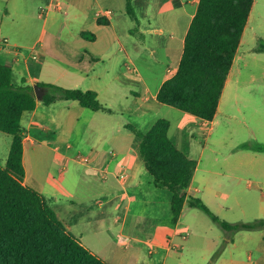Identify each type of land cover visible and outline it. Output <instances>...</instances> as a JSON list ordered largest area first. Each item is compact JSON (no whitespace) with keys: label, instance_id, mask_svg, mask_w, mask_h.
<instances>
[{"label":"crops","instance_id":"0c3cea01","mask_svg":"<svg viewBox=\"0 0 264 264\" xmlns=\"http://www.w3.org/2000/svg\"><path fill=\"white\" fill-rule=\"evenodd\" d=\"M10 1L0 0L6 3ZM113 1L79 0L80 3L73 5L71 13L67 10L63 22L60 12L65 10V6L59 0H49L46 11L43 10V17L42 14L39 18L24 14V17L34 23L33 37L31 35L29 38L30 45L22 44L25 41L22 39H13V43H10L7 38L0 37V63L12 68L14 85L34 87L46 83L69 89L94 90L98 92L101 103L111 110L110 113L94 111L82 107L78 101L67 100L46 105L43 99L37 98L36 109L25 112L21 121L24 131L25 184L46 197L48 204L72 233H76L80 222L78 219L69 220L73 209L82 205L90 212L91 208L97 207V215L102 216V219L94 226L95 233L108 232L115 239L119 235L132 236L140 243L139 248L144 246L150 256L163 254L162 264H168L169 260L174 263L185 252V240H189L190 229H183L181 226L182 217L189 207L185 206L179 222L174 223L171 194L155 186L141 155V139L129 129L133 125L126 124L120 129L130 130L137 141L132 138L135 136L116 134L112 139L119 140L120 144L115 155L108 153L104 156L91 148V153H95L89 163L77 159L79 155L89 156L84 153L89 147L80 142V150H77L74 142L64 135L66 130L69 133L77 130L81 141L90 126L102 131V124L110 117L126 112L154 116L153 123L147 129L149 131L161 119L154 111L167 106L175 111L173 120L162 117L170 123L169 138L188 158L196 160L185 147L186 140L193 141L196 130L201 129L202 124L207 126L206 133L212 135L222 111L226 90L233 83L241 81L245 55L240 52V48L248 34L258 0L254 1L213 121L202 120L158 101L163 84L178 72L186 37L200 0H143L146 10L144 17L137 10L138 0H134L137 14V20L134 21L137 28L135 33L129 29L128 38L140 39L142 44L155 43L151 47L154 52L161 49L164 54V60H139L147 64L148 73L145 74L138 60H113L119 37L111 9ZM58 5L62 10H59ZM16 10V7L0 9V29L8 19L16 21ZM108 11L112 15L107 16ZM68 22L76 26H69ZM78 26L79 29H73ZM83 32L94 34L96 39H85L82 37ZM3 39L7 40V46L1 44ZM75 42L80 45V49L74 50L76 60L69 61L70 63L50 53L55 44L74 47ZM16 49L21 50L23 55L17 56ZM26 50L30 52L27 54ZM123 90L126 91V102L121 108L117 106ZM103 96H106L107 101H102ZM50 134L53 136L49 138ZM6 139L3 146L6 151H0L1 166H6L13 141L12 137ZM45 141L50 144L48 147ZM40 144H45L47 149ZM262 144L240 143L231 154L221 153V159L217 158L215 161L217 163L210 160L204 169H201L203 155L200 156L196 160L197 168L187 190L188 196L201 197L208 204L213 198H217L224 202L221 204L224 207L228 199L225 191L229 180H232L231 184L238 193V208L256 200L260 209L259 218H264V153L256 151ZM181 145L184 147L180 148ZM207 148L206 143L204 150ZM48 151H52L55 157L53 163L46 168L44 156ZM71 163L84 167L83 178L89 185L95 184L94 179L98 177L102 179V183L94 186L90 194L84 191L80 195V182L84 179L81 177L80 181V174H77L79 170L77 167L71 169ZM58 167L60 170L57 174ZM123 173L126 174L124 180L120 178ZM245 182L252 196L244 194ZM79 234L83 238L81 226ZM218 249L217 245L208 249L196 248L197 253H200L196 264H264V230L238 232L233 242L228 243L214 259Z\"/></svg>","mask_w":264,"mask_h":264},{"label":"trees","instance_id":"16d2710c","mask_svg":"<svg viewBox=\"0 0 264 264\" xmlns=\"http://www.w3.org/2000/svg\"><path fill=\"white\" fill-rule=\"evenodd\" d=\"M254 1L200 0L178 72L163 84L158 94L160 103L202 120H214ZM126 11L137 20L134 0H126ZM82 37L96 39L90 32H83ZM257 51L264 52V40ZM38 85L47 90L43 98L46 105L58 100L78 101L82 107L111 112L94 90ZM37 103L34 87L14 85L12 68L0 63V131L13 138L6 166L0 165V264H111L68 230L41 192L25 184L21 121ZM169 128L164 118L145 133L129 126L141 139V155L155 186L171 194L173 222H179L187 205L219 224L231 238L217 250L214 259L238 232L264 230V218L231 223L221 219L201 198L188 196L196 165L171 141ZM256 151L264 153V144Z\"/></svg>","mask_w":264,"mask_h":264},{"label":"rangeland","instance_id":"374dc122","mask_svg":"<svg viewBox=\"0 0 264 264\" xmlns=\"http://www.w3.org/2000/svg\"><path fill=\"white\" fill-rule=\"evenodd\" d=\"M59 1L65 6V10L60 12L64 22L66 19L65 16H67V10L71 13L73 5L80 2L79 0ZM48 2L49 0H11L10 3L0 2L1 10L7 8L14 9V7L17 8V15H15L14 19L16 21L14 22L12 19H8L1 26L0 37L7 38L10 43H13V39H22L25 40L22 44L30 45L29 38L31 35L33 37L34 23L24 17V14L30 17L37 16L38 18L42 14L41 16L43 17ZM113 2V8L111 9L116 19V29L119 35L116 41V52L113 60H138L144 74L145 72L148 73L147 64L139 60H148L149 62L150 60H164L163 51L161 49H156V52H154L151 47H153L152 44L154 45L155 43L148 42L142 44L140 39H129L127 35L129 29H132L135 33L137 25L134 19L127 14L126 0H114ZM137 4L139 14L144 17L146 10L143 6V0H138ZM252 8L250 13L252 12ZM68 24L69 26H76L70 22H68ZM79 28L80 26H78V28L73 27V29ZM248 30L245 41L240 48V52L245 55L243 58L245 62L241 81L238 84L237 82L233 83L226 90L222 111L217 118L212 135L210 136L206 133L207 126L202 124L201 129L198 128L196 130L194 140H186L187 145L185 144V147L189 149L188 151L191 156L197 160L203 155L204 163L201 169H204L210 160H213V163H217L215 161L217 158L219 160L221 159V153L231 154L233 149L240 143H249L252 145L258 143L264 144V52L257 51L261 40H264V0H258V3L255 5ZM73 46L74 47L55 44L51 47L50 53L70 63L69 61L72 62L76 60L74 50L80 49V45L76 42ZM123 49L126 50L124 51ZM29 52V50H26L27 54ZM84 65L85 64H83V68L85 67ZM125 93V90L121 91L119 99L120 104H118L117 107L123 108L125 106ZM102 101H107L106 96H103ZM161 108L162 109L154 111L157 117L174 119L173 115L175 111H173V109L167 106ZM153 117L154 116L149 115L142 116L140 113L136 112H126L123 115L117 114L110 117L107 122L102 124V131L90 126V129L85 133L81 141L80 132L76 133L77 130H74V133H69L68 130H66V135L64 136L70 138L74 142L77 150H80V142L81 145H87L89 149H86L84 153L89 155L87 157L92 161L95 152L91 153V148L95 149V151L98 150L104 156H106L110 150L116 152L118 151L120 142L119 140L112 139L114 135L135 136L130 130L120 129L123 125L131 124L140 131L145 132L148 131L149 125L153 123ZM97 127L98 126H96V128ZM52 136L53 135L50 134L48 137L50 138ZM11 137L12 136L0 131V151H6V147L4 148L3 146L6 143V138ZM132 138H135L137 141L136 136ZM44 143L47 147L50 145L48 141ZM206 143L208 144V148L204 150ZM45 144H40V146L42 145L46 148ZM183 147L182 145L180 146V148ZM54 157L55 154L52 151L45 152L44 163L47 164L46 168L48 164L53 163L52 160H54ZM196 160L192 161L197 168ZM78 161L80 160L78 159ZM70 165L71 169L74 167L78 168L77 170H79V172L77 174H80L81 181V177L83 178V174L85 173L84 167L77 163H71ZM59 170L60 168L58 167L57 174ZM57 177L59 176L57 175ZM83 179L79 187L80 195L84 191L90 194L94 186L102 183V179L99 177L94 179L95 184L90 185L85 178ZM231 182L232 180H229L228 188L225 191L226 196L228 195V199L224 207L221 205L224 202L217 198H213L211 201L209 200L210 204L204 200L205 203L221 219L231 223L252 222L256 219H260V209L257 207L256 200L247 203L245 207L238 208V193ZM244 185V194L246 196H252L246 182ZM201 199L203 200V198ZM98 213L99 210L97 207L91 208L90 212H88L84 206L80 205V208H74L70 215V221H72V219L73 221L77 219L80 221L75 234L87 248L112 264H162L163 254L150 256L144 246H140L141 248H139L140 243H137L132 236L125 235V237H122L119 235L118 238L115 239L108 232H103L104 234L102 232L95 233L93 228L96 223L102 219V216L97 215ZM80 226L83 229V238H81L79 234ZM181 226L183 229H190V235L188 236L189 240H185L187 247L179 260L176 259L177 261L174 263L169 260L168 264H196L200 257V253H197L196 248L208 249L211 246L215 247V245L220 248L225 243L226 239L231 238V235L219 224L215 223L203 211L195 208L189 207L185 210Z\"/></svg>","mask_w":264,"mask_h":264},{"label":"built area","instance_id":"2783aa9c","mask_svg":"<svg viewBox=\"0 0 264 264\" xmlns=\"http://www.w3.org/2000/svg\"><path fill=\"white\" fill-rule=\"evenodd\" d=\"M58 8H59V10H62V8L60 7V5H58ZM108 15H112V12L111 11H108L107 12V16ZM1 44L7 46L8 45V42H7L6 39H3V40H1ZM15 53H16L17 56L23 55L22 51L19 50V49H16L15 50ZM33 58H36V56H33ZM109 154L111 156H114L115 155V152L114 151H110ZM77 159H79L83 163H89V161H90L87 156H80L79 155ZM120 178L123 179V180L126 179V174L123 173L122 175H120Z\"/></svg>","mask_w":264,"mask_h":264},{"label":"water","instance_id":"95a60500","mask_svg":"<svg viewBox=\"0 0 264 264\" xmlns=\"http://www.w3.org/2000/svg\"><path fill=\"white\" fill-rule=\"evenodd\" d=\"M34 90H35V95L38 99H43L47 93V90L39 85L34 86Z\"/></svg>","mask_w":264,"mask_h":264}]
</instances>
